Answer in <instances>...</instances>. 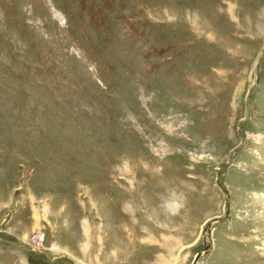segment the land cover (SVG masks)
I'll return each mask as SVG.
<instances>
[{"label": "rangeland", "instance_id": "1", "mask_svg": "<svg viewBox=\"0 0 264 264\" xmlns=\"http://www.w3.org/2000/svg\"><path fill=\"white\" fill-rule=\"evenodd\" d=\"M263 49L264 0H0V264H191L220 177L194 264H264Z\"/></svg>", "mask_w": 264, "mask_h": 264}, {"label": "water", "instance_id": "2", "mask_svg": "<svg viewBox=\"0 0 264 264\" xmlns=\"http://www.w3.org/2000/svg\"><path fill=\"white\" fill-rule=\"evenodd\" d=\"M263 58H264V49H263V51L261 53V57H260V60H259V63H258V67H257V77H256L257 83L259 81V77H260V74H261V68H262L261 65H262ZM242 133H243V136L245 137V133H244V130L243 129H242ZM220 183H221L223 189L226 192V198H225L226 208H225V212H224L223 215L213 217L212 219L208 220L205 223L204 229L202 231V233H203V247L196 252V254H195V256H194L191 264H194L195 261L197 260V258L199 257V255L202 254L203 252H206L208 250L209 246L211 245L210 236H209V231H210V228H211V223L213 221L218 220V219H224V218H226L229 215L230 191H229V188L222 181L221 177H220Z\"/></svg>", "mask_w": 264, "mask_h": 264}, {"label": "bare ground", "instance_id": "3", "mask_svg": "<svg viewBox=\"0 0 264 264\" xmlns=\"http://www.w3.org/2000/svg\"><path fill=\"white\" fill-rule=\"evenodd\" d=\"M229 203H230V201H229ZM211 229V228H210ZM210 233H211V231H209V235H210Z\"/></svg>", "mask_w": 264, "mask_h": 264}]
</instances>
